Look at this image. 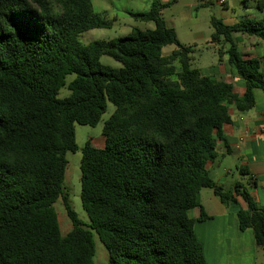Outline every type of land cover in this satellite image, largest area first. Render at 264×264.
I'll return each instance as SVG.
<instances>
[{
  "label": "trees",
  "instance_id": "trees-1",
  "mask_svg": "<svg viewBox=\"0 0 264 264\" xmlns=\"http://www.w3.org/2000/svg\"><path fill=\"white\" fill-rule=\"evenodd\" d=\"M178 1L127 12L154 23L151 30L84 45L83 33L116 20H101L93 0H0V264H96L94 233L110 264H207L194 233L195 222L209 219L204 189L236 209L240 230L251 229L264 250V209L243 186L224 192L208 171L230 110L250 111L255 91L264 92L261 60L243 55L236 39L264 42V21L211 18L210 43L244 82L240 95L193 68L195 46L182 45L161 16ZM255 1L264 12V0ZM167 46L176 49L165 56ZM63 88L70 95L59 98ZM109 103L104 147L89 141L82 150L86 224L64 191L67 153L79 150L75 124L97 126ZM60 200L72 224L65 236Z\"/></svg>",
  "mask_w": 264,
  "mask_h": 264
},
{
  "label": "rangeland",
  "instance_id": "rangeland-1",
  "mask_svg": "<svg viewBox=\"0 0 264 264\" xmlns=\"http://www.w3.org/2000/svg\"><path fill=\"white\" fill-rule=\"evenodd\" d=\"M156 1L168 3L171 0H93L94 12L101 20H112L114 18L116 20L110 28H95L83 33L80 36V41L84 45H87L98 40L109 41L126 37L134 28L141 30L153 29L154 23L135 21L127 14V12H147L150 10L152 3ZM205 1L206 0H179L178 3L163 10L161 16L166 22L167 26L176 32L177 37L182 45L195 46L194 52L192 54L193 68L207 69L209 67L216 66L217 70L214 71V73H211L210 76H215L217 78L221 72L220 68L224 72L226 69L227 72L228 64H224V61H227V55L224 53L221 57V62H218L219 57L217 55V48L210 43L212 36L211 34L213 32L210 19L212 17H216L218 19L224 20V22L238 23L245 19H264V15L262 16L261 12L257 10L255 0H229V6L227 8L217 4V0H212L211 5L201 8L199 12L195 11V7L203 4ZM189 6H191V11L188 9ZM191 25H196V29H190L189 26ZM196 33L201 34V36H196ZM240 37L241 36L239 35L236 36L238 42ZM240 41V52L243 55L245 54V49H249L253 46L258 47L260 44H264L263 41L258 39L253 41ZM175 49V46H167L163 49V54L167 56ZM101 63L105 66L120 68V64L116 63L109 57H102ZM210 69L211 68H209V70ZM203 72L206 74V71ZM224 75L228 77L226 74ZM72 79H74V76H70L68 81ZM69 95L70 91L67 88H63L59 93V98H66ZM114 111L115 107L109 103L107 112L102 116L101 121L97 126L92 127L88 125L75 124L76 142L79 150L76 153H67L68 165L64 181V191L69 196L70 204L73 210L76 212L79 219L86 224H89L90 220L82 206L81 201L80 165L82 159V150L89 141L94 147H104V124ZM224 168H229L232 171V174L228 175V184L222 188L224 192H231L236 181L238 180L248 187V178L246 176H240L233 164L224 165L217 160L216 169H221L223 171ZM204 190L205 193H211L212 191L211 189ZM55 209L58 214L61 233L63 236H65L72 230L71 221L66 214L61 200L56 203ZM94 242L95 263L110 264L108 251L96 233H94ZM209 247L214 249L213 251H218L217 246L213 241H211L210 245L208 243V248ZM213 253L214 252H212V254ZM208 258L211 262L214 260V258L211 257L209 253ZM248 264H252L251 261H249ZM258 264H264V259L262 257L258 258Z\"/></svg>",
  "mask_w": 264,
  "mask_h": 264
},
{
  "label": "crops",
  "instance_id": "crops-1",
  "mask_svg": "<svg viewBox=\"0 0 264 264\" xmlns=\"http://www.w3.org/2000/svg\"><path fill=\"white\" fill-rule=\"evenodd\" d=\"M224 1V6L227 8L229 0ZM211 4L212 0H206L203 4L195 7V11L199 12L201 8H205ZM188 9L191 11V6ZM261 14L263 16L264 12ZM259 20L264 21L262 18ZM225 23L228 25L235 24L226 21ZM189 27L190 29H196L197 26L191 25ZM199 35L201 36V34L196 33V36L199 37ZM240 40L242 39L240 38ZM240 40L238 46L241 47ZM244 55L260 59L264 72V44L245 49ZM227 63V61H224V64ZM209 68H207L208 70H199L202 73L206 71V75H211V73L217 70L216 66ZM220 71V75L217 78L213 77L221 81L232 82L236 91L240 95L244 94V82L233 76L229 67L227 72L226 69L224 72L221 68ZM255 98V107L250 111L240 112L235 108L230 110L232 122L223 128L225 141L218 142L217 158L213 163L208 165V171L214 182L223 188L228 184V175L232 174V171L229 168H224L223 171L221 169L217 170L216 162L218 160L224 165L233 164L240 176L248 178L249 185L246 187L238 180L231 192H234L237 185L241 188L243 186L254 198L257 205L264 209V92L256 90ZM199 198L200 205L209 219L204 222H195L194 233L203 247L207 264H248L249 261L252 264H258L259 257L264 259V250L256 246L253 231L251 229L246 231L240 230L237 211L234 207L221 202L213 191L205 193V190H202ZM236 198L239 207L243 210L246 209V204L242 198ZM190 216L194 220H197L200 217V210H192ZM211 241L216 244L218 251H213L214 249L211 247L208 248V243L210 245ZM212 252L215 254H212ZM208 253L214 258L212 262L208 258Z\"/></svg>",
  "mask_w": 264,
  "mask_h": 264
},
{
  "label": "built area",
  "instance_id": "built-area-1",
  "mask_svg": "<svg viewBox=\"0 0 264 264\" xmlns=\"http://www.w3.org/2000/svg\"><path fill=\"white\" fill-rule=\"evenodd\" d=\"M217 3H218L220 6H224V5H225V1H224V0H218Z\"/></svg>",
  "mask_w": 264,
  "mask_h": 264
}]
</instances>
